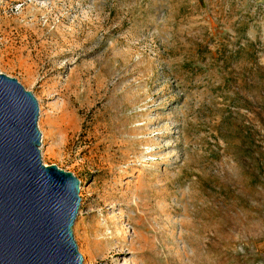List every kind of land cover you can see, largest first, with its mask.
<instances>
[{"label": "rangeland", "instance_id": "1", "mask_svg": "<svg viewBox=\"0 0 264 264\" xmlns=\"http://www.w3.org/2000/svg\"><path fill=\"white\" fill-rule=\"evenodd\" d=\"M0 71L82 264H264V0H0Z\"/></svg>", "mask_w": 264, "mask_h": 264}, {"label": "water", "instance_id": "2", "mask_svg": "<svg viewBox=\"0 0 264 264\" xmlns=\"http://www.w3.org/2000/svg\"><path fill=\"white\" fill-rule=\"evenodd\" d=\"M38 112L34 93L0 71V264H82L80 181L42 161Z\"/></svg>", "mask_w": 264, "mask_h": 264}]
</instances>
